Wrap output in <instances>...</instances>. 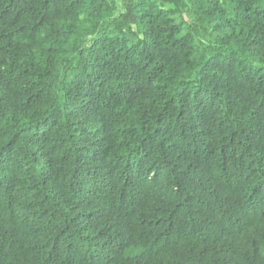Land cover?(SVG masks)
Segmentation results:
<instances>
[{"label": "trees", "instance_id": "trees-1", "mask_svg": "<svg viewBox=\"0 0 264 264\" xmlns=\"http://www.w3.org/2000/svg\"><path fill=\"white\" fill-rule=\"evenodd\" d=\"M0 264H264V0H0Z\"/></svg>", "mask_w": 264, "mask_h": 264}]
</instances>
